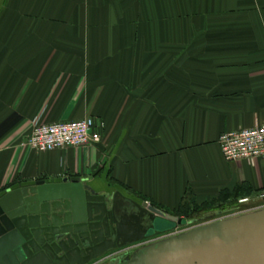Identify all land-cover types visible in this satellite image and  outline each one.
Masks as SVG:
<instances>
[{"label":"crops","instance_id":"1","mask_svg":"<svg viewBox=\"0 0 264 264\" xmlns=\"http://www.w3.org/2000/svg\"><path fill=\"white\" fill-rule=\"evenodd\" d=\"M38 116L91 117L101 140L23 147ZM262 124L264 0H0V198L64 178L168 214L254 196L264 159L228 162L219 138Z\"/></svg>","mask_w":264,"mask_h":264},{"label":"water","instance_id":"2","mask_svg":"<svg viewBox=\"0 0 264 264\" xmlns=\"http://www.w3.org/2000/svg\"><path fill=\"white\" fill-rule=\"evenodd\" d=\"M167 221L172 226L163 228ZM187 224L121 192L101 194L79 178L38 181L0 198V264H91ZM125 262L264 264V209L159 238Z\"/></svg>","mask_w":264,"mask_h":264},{"label":"built area","instance_id":"3","mask_svg":"<svg viewBox=\"0 0 264 264\" xmlns=\"http://www.w3.org/2000/svg\"><path fill=\"white\" fill-rule=\"evenodd\" d=\"M95 129L96 123L91 117L46 123L42 116H38L32 121L30 134L22 146L38 152L90 146L101 140V135ZM219 145L226 161L247 160L255 165L258 159H264V124L225 132L219 138Z\"/></svg>","mask_w":264,"mask_h":264},{"label":"rangeland","instance_id":"4","mask_svg":"<svg viewBox=\"0 0 264 264\" xmlns=\"http://www.w3.org/2000/svg\"><path fill=\"white\" fill-rule=\"evenodd\" d=\"M258 193V192H257ZM256 193V194H257ZM261 209H264V193H259L257 195H250L246 198H242L236 201H231L229 203L225 204H219L216 206L209 207L207 209H202L200 211L192 212L188 217H179V218H185L188 220V224L185 225L183 228L178 229L176 231H171L167 234H163L161 236H157L154 238H151V241H147V243H152L155 240L172 236L174 234H181L186 233L190 230H193L195 228L205 226L214 222H218L224 219H229L241 215H245L247 213L256 212ZM167 221L163 228H168L172 226V223H168ZM148 245V244H147ZM128 246L121 248L119 250H116L112 253L106 254L99 258L98 260L92 262L91 264L99 263L100 264H107V262L110 263V260L113 256H116L119 253H123L127 251ZM132 255V254H131ZM130 255V256H131Z\"/></svg>","mask_w":264,"mask_h":264},{"label":"trees","instance_id":"5","mask_svg":"<svg viewBox=\"0 0 264 264\" xmlns=\"http://www.w3.org/2000/svg\"><path fill=\"white\" fill-rule=\"evenodd\" d=\"M254 192L247 187L246 185H243L241 187H237L234 189L233 192H223L220 194V196L217 199H214L211 203L203 204V205H197L194 200H183L179 208L174 211V213H171L173 216L177 217H188L192 212H198L200 210L207 209L212 206H216L219 204H225L229 203L231 201H236L242 198H246L250 195H252Z\"/></svg>","mask_w":264,"mask_h":264},{"label":"flooded vegetation","instance_id":"6","mask_svg":"<svg viewBox=\"0 0 264 264\" xmlns=\"http://www.w3.org/2000/svg\"><path fill=\"white\" fill-rule=\"evenodd\" d=\"M151 240L152 239H148V240H145V241H142V242H137V243L129 245L130 247H129V249H127V251H125L123 253H119L116 256H113L111 258L110 262L112 260L118 259V263L117 264H129L128 262H125V259L127 257H129L131 254H133L135 251H137V250L143 248L144 246H146L147 244H149V243H147V241H151ZM107 263H109V262H107Z\"/></svg>","mask_w":264,"mask_h":264},{"label":"bare ground","instance_id":"7","mask_svg":"<svg viewBox=\"0 0 264 264\" xmlns=\"http://www.w3.org/2000/svg\"><path fill=\"white\" fill-rule=\"evenodd\" d=\"M159 238H160V237H159ZM129 247H130V246H128V248H127V249H129Z\"/></svg>","mask_w":264,"mask_h":264}]
</instances>
